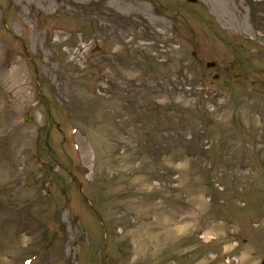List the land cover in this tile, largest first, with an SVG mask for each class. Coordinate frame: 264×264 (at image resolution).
<instances>
[{"label":"rangeland","instance_id":"rangeland-1","mask_svg":"<svg viewBox=\"0 0 264 264\" xmlns=\"http://www.w3.org/2000/svg\"><path fill=\"white\" fill-rule=\"evenodd\" d=\"M263 255L264 0H0V264Z\"/></svg>","mask_w":264,"mask_h":264},{"label":"water","instance_id":"water-1","mask_svg":"<svg viewBox=\"0 0 264 264\" xmlns=\"http://www.w3.org/2000/svg\"><path fill=\"white\" fill-rule=\"evenodd\" d=\"M261 264H264V258L262 259V262H261Z\"/></svg>","mask_w":264,"mask_h":264}]
</instances>
